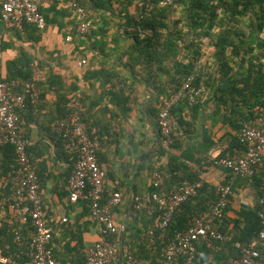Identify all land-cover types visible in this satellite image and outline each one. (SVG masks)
<instances>
[{
    "label": "crops",
    "instance_id": "crops-1",
    "mask_svg": "<svg viewBox=\"0 0 264 264\" xmlns=\"http://www.w3.org/2000/svg\"><path fill=\"white\" fill-rule=\"evenodd\" d=\"M58 2L59 8L64 9L63 2ZM93 2L84 1L92 6ZM107 2L111 3L109 10L89 11L93 31L87 38L79 36L77 41L70 18H65L62 30L54 23L39 32L21 33L20 36L0 23V79L7 75L6 63L18 58L22 51L34 58L33 64L41 72L37 80H41L39 89L43 97L36 109L23 111L22 117L26 124L28 153L38 165L39 189L52 231L53 256L62 264H85L83 250L99 240L98 227L90 216L87 201H69L67 179L74 165L73 159L64 153L57 135L51 131L53 120L64 112L61 100L71 85L84 99V118L99 143L98 163L106 173L103 200L126 190L122 202L113 211L115 223L126 229L111 237L112 244L134 255L139 252L138 238L154 223L155 217L136 212L132 208V199L153 191L151 174L154 168L164 178L167 193L181 181H187L189 176H197L214 188L230 185L224 228L230 238L236 237L247 226L250 214L258 216L264 161L251 178L232 177L226 169L207 162L206 155L211 149H216L219 155L225 153V157L231 159L241 156V151L233 144L236 128L229 121H233L230 106L229 112L224 105L217 106L208 91L194 107L176 105L174 142L168 147L160 142L157 113L169 94L168 82L175 73L171 70L169 75L156 76V65L147 63L144 57L133 61L136 53L134 39L130 36L132 31H124V28L136 16V5L128 4L126 0ZM241 28L249 31L244 26ZM67 36L71 37L70 41L66 40ZM32 37H36L37 42ZM189 53L192 54V49L186 50L184 55ZM201 54L200 60L210 66L211 73L215 72L218 64L209 47L203 45ZM83 60L85 65L81 63ZM229 63L232 65L233 62ZM91 71H104L113 78L103 83L106 76L93 79L89 77ZM49 75L57 77L52 84ZM4 161V155L0 154V189L6 188L7 184L2 171L7 167ZM1 223L14 228L25 225L13 220V213L4 206V201L0 205ZM159 244L156 249L140 252V264H155L154 259H159L165 249ZM219 250L207 249L208 260L214 264H231L234 258L226 260L229 247L224 250L222 260L215 261L214 254ZM26 251L25 256L29 257ZM1 253L0 250V258ZM263 262L264 258L255 264Z\"/></svg>",
    "mask_w": 264,
    "mask_h": 264
},
{
    "label": "built area",
    "instance_id": "built-area-1",
    "mask_svg": "<svg viewBox=\"0 0 264 264\" xmlns=\"http://www.w3.org/2000/svg\"><path fill=\"white\" fill-rule=\"evenodd\" d=\"M55 1L0 0L1 23L6 29L21 31L23 25L28 24L43 30L45 19L40 8L52 5ZM57 1L63 2L64 9L78 21L77 34L90 35L92 19L79 0ZM175 2L177 0H160L158 5L167 7ZM151 9L152 6L147 7L148 12ZM66 40L70 41L71 37L67 36ZM81 63L85 65L86 61ZM33 74L35 79L41 76L38 68H34ZM206 80V65L200 60L181 86L162 101L157 128L164 146L168 147L173 143L177 129V123L171 116L172 109L181 101H186L189 105L198 103L207 92ZM19 88L21 90L17 91ZM41 94L42 91L37 86L22 88L18 80L0 79V149L10 145L15 152L16 165L10 179L12 193L7 205L15 222L30 224L32 227L33 233L28 247L29 264H62L53 256L50 246L52 231L39 189L37 168L27 149L29 143L26 124L19 115L28 106L36 108ZM66 108L65 116L51 123V131L60 138L64 150L76 158L67 179L69 201L76 203L81 199L86 200L90 216L98 227L99 240L83 250L85 264H140L133 253L109 242V238L124 233L126 229L124 225H117L113 219V211L122 202L126 190L114 194L106 201L103 200L106 173L98 163L99 143L93 138V132L83 120L84 106L80 92L68 102ZM236 138L245 147L239 158L221 157L216 149H211L206 155V160L214 166L226 169L232 177L241 175L251 178L256 175L264 161V112L243 122L236 132ZM151 186L152 192L136 195L133 199L135 211L155 217L154 223L140 234L138 245L152 242L156 231L167 227L181 205L198 194L203 182L187 184L167 193L164 178L157 168H154ZM230 194V185L218 187L216 199L209 205L207 212L195 217L186 231L176 233L169 241L161 256L162 264H191L196 259L198 247L202 243L225 240L224 235L214 227V223L222 217L227 208ZM259 218L261 228L258 238L264 243V176ZM14 242L24 243L19 231L14 232ZM236 248L240 256L231 259V264H255L264 258L249 243H238Z\"/></svg>",
    "mask_w": 264,
    "mask_h": 264
},
{
    "label": "trees",
    "instance_id": "trees-1",
    "mask_svg": "<svg viewBox=\"0 0 264 264\" xmlns=\"http://www.w3.org/2000/svg\"><path fill=\"white\" fill-rule=\"evenodd\" d=\"M84 1L86 2V0H79V3L88 11L99 8L109 10V5L111 6V3L107 2L109 0H94L93 6L88 5L89 2L86 5ZM159 1L126 0L128 4L135 3L137 12L136 16L132 17L129 21L128 27L124 28V31H132L130 36L134 39L133 49L136 53L133 61L136 62L139 58L144 57L147 63H150L152 66L156 65L154 69V75L156 76L169 75L171 70H173L175 77L168 82L169 96L194 71L196 64L202 56V46L206 45L209 47L213 59L218 64L217 69L213 73L210 72V66H206L207 91L217 101V106L219 104L224 105L228 109L227 112H229L228 106H230L233 121H229L236 128V132L240 129L243 122L253 119L264 112V63H260L261 60L264 61V0H177V2L167 7H160L158 5ZM148 6H152L150 12L147 11ZM40 11L45 19V27L55 23L62 30L65 18H70L72 20L71 25L74 28L73 35L77 37L75 40H80L76 32L78 21L73 19L66 9L59 8L57 0L52 5L41 7ZM242 26L249 29V31H244L241 28ZM12 31H17V35L20 36L21 33L23 35H30V32L33 34L41 30L33 25L24 24L21 31L17 29H12ZM91 31H93V26ZM84 37L87 38L86 36ZM32 39L36 42L38 40L36 37H32ZM191 49L192 54L184 55L186 50L190 51ZM229 61L234 64L230 65ZM33 62L34 58L29 53L22 51L18 58L6 63L7 75L2 80H18L22 88L31 86L39 88L41 80H37L34 77L33 70L35 66ZM233 65L236 67V70ZM104 76L106 78L102 79ZM89 77L102 79L103 83H108L113 78L111 74L105 75L104 71H91ZM49 78L53 79L51 84L57 80V77H54V75H49ZM20 90L21 88L17 89V91ZM75 92V86L71 85L61 100L64 112L56 119L66 114L67 104L76 96ZM42 97L43 94L41 95ZM81 101L84 104L82 97ZM179 104H184L188 108L195 106L189 105L186 101H181ZM175 108L176 106L171 111L172 117ZM27 109L32 110L36 108L28 106L25 110ZM239 109H241V112ZM22 112L19 115L23 119ZM83 120L86 123L84 111ZM87 126L91 131L89 124ZM159 137L160 142L163 144L160 134ZM57 138L64 153L69 155L64 150L60 138L58 136ZM93 138H95L94 135ZM233 144L234 147L241 151L242 155L245 147L237 140L236 134L233 138ZM0 154L4 155V164L7 166L2 168L7 178V184L6 188L1 187L0 189V205L4 201V206L8 208L7 201L12 193L10 179L16 165V157L13 147L10 145L2 147ZM224 154L222 153L220 156L225 157L226 155ZM70 155L72 156L73 163H75V156ZM32 161L36 165L38 173V165L34 160ZM228 173L231 174L229 171ZM197 181H201L197 176H189L187 181H181L173 191L168 192H174L181 186ZM218 187L214 188L203 183V187L198 194L188 199L173 214L167 227L156 231L152 242L139 245V252L135 256L141 260V251L156 249L160 241L161 247L163 248L164 246L165 248L176 233L186 231L195 217L207 212L209 205L216 199ZM227 208L224 210L222 217L214 223V227L224 235L225 240L222 242L209 241L201 244V248L200 246L198 247V255L191 264H214V262L212 263L208 260L209 253L206 252L207 249L213 250V248L220 249V252L214 254V259L217 262L222 260V254H224V250L227 247H229L230 253L226 260L237 258L240 256L236 248V244L238 243H249L264 256V243L258 238L261 228L259 218L260 207L258 216L255 217L253 214H250L249 218H247V226L245 225L240 234L232 238H230L227 229L224 228L227 222ZM15 231L20 232L24 243L16 244L14 242ZM32 233L33 230L30 224L14 228L9 227L7 223H1L0 250L2 253L0 264H29L30 258L25 256V251L28 250ZM111 241V238H109V242ZM158 258L157 260L154 259L155 264H162L161 257Z\"/></svg>",
    "mask_w": 264,
    "mask_h": 264
}]
</instances>
